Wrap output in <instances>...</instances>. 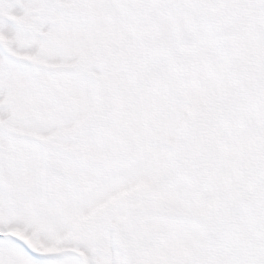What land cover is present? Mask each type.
<instances>
[{
	"label": "snow or ice",
	"instance_id": "6c2138e0",
	"mask_svg": "<svg viewBox=\"0 0 264 264\" xmlns=\"http://www.w3.org/2000/svg\"><path fill=\"white\" fill-rule=\"evenodd\" d=\"M0 264H264V0H0Z\"/></svg>",
	"mask_w": 264,
	"mask_h": 264
}]
</instances>
